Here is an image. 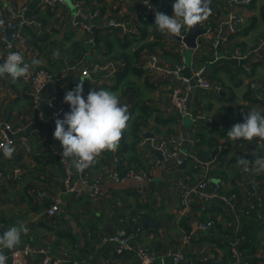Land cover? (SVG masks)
Listing matches in <instances>:
<instances>
[{
    "label": "crops",
    "instance_id": "0c3cea01",
    "mask_svg": "<svg viewBox=\"0 0 264 264\" xmlns=\"http://www.w3.org/2000/svg\"><path fill=\"white\" fill-rule=\"evenodd\" d=\"M70 1L73 7L79 1L85 15L99 11L94 21L89 20L92 26L104 28L114 21L122 27L104 30L100 43L91 46L93 33L83 23H76V14L67 3L52 10L41 0H0L4 21L0 25V63L9 54L5 47L7 31L17 22L15 13L26 8L27 23L14 41V52L21 54L26 63L31 64L34 58L40 61L30 71L44 69L63 75L62 82L47 99L43 95L48 89L41 94L37 107L29 95L32 88L28 78H20L15 84L8 78H0V141L1 130L6 126L17 140L11 159L4 158L0 151V167L5 171L0 179V234L12 226L26 227L28 232L22 234L15 249L26 245L50 247L53 255L68 256L69 262L65 264H101L106 258L112 264H140L134 256L118 257L113 252L114 246L102 245L99 237L115 233L121 219L125 220L123 226L130 234L137 225L128 224L129 219H147L160 226L142 231L139 243L169 254L164 262L158 260L156 264H172L171 255L180 251L189 255L190 264H233L236 248L246 263L264 264V173L247 174L237 167L238 157L254 162L263 154L264 141L259 138L232 141L227 137L233 125L244 122L247 111L255 108L264 115V0H254L250 7L233 5L229 0L216 1L201 27L217 33L222 28L226 42L215 48L211 33L206 32L197 40L198 48L193 51L174 35H162L153 25L157 11L174 16L176 0ZM148 13L150 18L145 20L143 17ZM187 32L188 29L182 28V35ZM125 38L133 41L127 50L122 45ZM140 45H150L152 51L146 49L137 54ZM219 49L223 52L222 60L217 58ZM237 50L249 55L244 64L234 58ZM56 51L58 57L53 56ZM154 54L168 65L183 61L184 77H190L187 56L190 64L208 70L206 78L217 88L194 87L188 97V108L200 118L197 123L189 120L191 125L187 126L170 104L172 79L146 72ZM97 55L102 61L97 60ZM95 65L103 66L104 70L92 72V80L81 76L83 69L91 71ZM74 66L77 70H73ZM249 66L252 69L247 71ZM80 79L84 80L85 100L90 90L103 89L115 94L128 110L145 109L148 117L141 120L146 124L135 147L137 161L131 166L151 172L152 181L147 182L150 186L142 187L134 180L117 183L108 178L117 158L127 162L133 158V153H121L120 141L116 151L103 152L91 167L76 175V180H80L85 174L84 180L89 185L81 189L79 199L64 191L63 167L53 154V150L63 149L54 139L56 122L50 118L47 103L57 94V103L69 112L65 94ZM39 113L44 121H40ZM215 123L218 125L214 126ZM146 134L156 139L181 134L188 154L184 165H177L175 158L160 162L147 148ZM132 142L129 137L128 143ZM116 168L122 169L121 165ZM208 174L222 183L223 190L215 193L208 186L205 193L210 202L205 211H200L194 186ZM187 175L192 177L194 191L183 204L179 182ZM254 175L260 183L258 188H250ZM94 186L102 195L94 192ZM41 192L47 193V199L38 196ZM224 194H237L236 204L225 203ZM56 200L61 201V211L56 222L50 224L47 211ZM209 221H213L214 227L200 231L198 225ZM191 231L196 232V238L188 239ZM13 250L5 249L4 254ZM27 264H41L39 256L33 255Z\"/></svg>",
    "mask_w": 264,
    "mask_h": 264
},
{
    "label": "built area",
    "instance_id": "2783aa9c",
    "mask_svg": "<svg viewBox=\"0 0 264 264\" xmlns=\"http://www.w3.org/2000/svg\"><path fill=\"white\" fill-rule=\"evenodd\" d=\"M47 7H50L52 10H55L60 5H65V0H41ZM233 5H243L244 7H250L254 0H229ZM75 7L77 9V15L83 17L85 19H89L90 21H94L99 14L97 12H89L87 15L82 10L79 1L74 2ZM152 3V2H150ZM25 12L26 8L20 9L18 12L15 13V19L18 23L17 30L13 33L12 38L10 41H7L5 47L9 53L14 52V41L18 39L21 35L22 29L26 26L27 20L25 19ZM145 20L150 18V13L146 14L143 17ZM234 17H231V20H234ZM0 20L1 15H0ZM230 20V21H231ZM240 23L244 22L243 20H239ZM77 23V22H76ZM78 24V23H77ZM94 26V25H93ZM122 27L121 24L115 23L114 21L109 22L104 26V29L110 28H120ZM208 33H211L212 39L211 43L213 47L219 48L222 44L226 42V38L222 35V28H220L217 32H212L211 29L207 30ZM42 34V31L39 30V35ZM179 36L184 37V35L180 34ZM237 60H247L249 58L248 54H243L240 50H237L236 55L234 57ZM77 66L73 67V70H77ZM185 69V63L175 64V65H168L161 62V58L159 55L154 54L150 57V62L146 66V72L150 74H163L165 77L171 78L173 81L172 89L169 93V102L172 105L173 109L178 113L180 117L188 118L193 123H197L199 121V117L195 116L192 111L188 108V97L191 90L196 88H201L204 90H212L217 87L212 85L210 81L207 80L206 76L204 75V68H198L195 64L191 62L189 69H190V77H184L182 75V71ZM252 66L247 68V71H250ZM104 70V67L101 65H95L91 71L88 69H83L81 71V76L84 78L92 80L93 74L92 72H101ZM31 82L32 91L29 93L31 98L33 99V104L37 107L41 100V94L45 92L50 86L57 87L58 84L62 82V77L52 74L47 70H39V71H30L29 75L26 77ZM58 95L55 94L51 96L48 100V109L50 110V118L54 122L56 119H63L64 114L68 113V109L57 103ZM40 121H44V117L41 113L38 114ZM34 123V122H33ZM1 141L0 145L4 144H11L13 147L17 145V140L13 136V131L6 126L5 129L1 130ZM26 142V139L23 140ZM149 141V140H148ZM150 143L153 147L159 151H161L164 160L167 159H177V165L183 166L184 160L187 157V153H185L183 148L184 139L181 134L171 135L169 137H161L156 139L155 136L153 139L150 140ZM60 152H53V154L60 159V163L65 170L66 175L68 176L66 182V191L72 195H74L75 199H79L82 195L83 190H77L76 187L79 184L78 182L82 181L76 180V175L78 176V172L73 167L71 159L63 160ZM260 158H264V153L259 155ZM122 167L121 170H117L116 167ZM115 168L108 174V178L117 182V183H126L128 181L134 180L137 182H150L152 181V174L149 171L140 169L137 166H128L127 161L123 158L119 157L115 160L113 167ZM244 173L250 174V172ZM2 175L0 174V179ZM192 177L187 175L183 180L179 182L180 188L182 190V203L186 204L188 202L189 194H191L194 190H192ZM83 185L88 187L89 185L86 183L85 180L82 181ZM252 187L258 188L259 187V180L254 175L252 176ZM211 186L213 187L215 193H221L223 190V185L219 181H215V179L210 175H206L202 180L196 182L194 189L196 190V194L200 200L199 209L200 211H205L207 205L210 202V197L205 193V189ZM94 192L97 194L102 195V193L94 186ZM2 191V185L0 184V193ZM38 196L42 199H47V193L41 192ZM223 200L227 204L235 205L238 196L237 194L232 195H223ZM262 202V198L259 199ZM61 211V201L56 200L55 204L51 205L47 211V219L50 224H54L58 218V214ZM120 228L111 235L101 236L99 237V241L102 245H112L114 246L115 254L118 257L123 256H134L135 258L139 259L140 264H156L158 260H162L164 262L165 257L169 254H164L158 250L152 249L149 246L143 245L139 243L141 239L143 229H139L138 227L141 225V221L138 218L128 220V224L137 225L134 233L130 234L128 229L123 226L125 220L121 219ZM139 224V225H138ZM1 226H4L3 224ZM200 231H208L214 227L213 221H209L206 223H200L199 225ZM196 232L191 231L188 239L196 238ZM89 240H92V236H89ZM4 251V250H3ZM39 256V260L41 264H65L69 262V258L67 255H53V252L50 247L45 248H38L33 247L32 245H26L25 247L17 248L13 250V252L7 256V261H10L11 264H27V261L33 256ZM234 263L233 264H249L243 261L241 254H239L238 249H234L233 251ZM192 259L187 255L186 252L180 251L171 255V263L172 264H190ZM101 264H112L110 259H105Z\"/></svg>",
    "mask_w": 264,
    "mask_h": 264
},
{
    "label": "clouds",
    "instance_id": "9594fccd",
    "mask_svg": "<svg viewBox=\"0 0 264 264\" xmlns=\"http://www.w3.org/2000/svg\"><path fill=\"white\" fill-rule=\"evenodd\" d=\"M209 0H176L173 4L174 16L161 12L155 13V26L162 35L179 36L182 28L192 29L208 18L211 9ZM4 23L0 20V25ZM54 57L59 52L53 53ZM40 63L33 59L26 63L21 54L9 53L0 63V78H8L13 84L20 78H26L30 68ZM84 80L65 94L64 102L70 105V111L63 119H56L54 139L62 146L63 160L71 159L78 173L91 167L96 158L105 151L119 148L123 132L127 128L130 115L126 105H121L118 97L106 90H90L87 100L84 98ZM232 141H264V115L255 108L247 111L243 123H237L227 132ZM4 158L11 159L16 151L10 143L0 145ZM237 167L256 175L264 173V158L257 157L254 162L238 157ZM26 227L12 226L0 234V264H6L8 257L5 249L13 250L21 243Z\"/></svg>",
    "mask_w": 264,
    "mask_h": 264
},
{
    "label": "water",
    "instance_id": "95a60500",
    "mask_svg": "<svg viewBox=\"0 0 264 264\" xmlns=\"http://www.w3.org/2000/svg\"><path fill=\"white\" fill-rule=\"evenodd\" d=\"M216 1H223V0H209V8L212 9V6L213 4L216 2ZM65 2L72 8V10L74 11V15L76 14L75 16V21L77 23H83L84 25H86L89 30L93 33V36H94V41H93V44L91 46H95V45H98L101 41L100 39V34L104 31V30H108V29H104V28H100V27H97V26H92L91 23L89 22V19H83V17L77 15V13H75V10L74 8L76 9V7H73V4L71 3L70 0H65ZM18 26V23L15 22L13 23L9 28H8V31H7V39L8 41L11 40L12 38V34L14 33V31L16 30ZM206 30L204 28L201 27V23L197 26H195L194 28L192 29H188V32H187V35H185L184 37H181V36H175V38L184 43L186 45V47L190 50V51H193L195 49L198 48V44H197V40L206 35ZM217 58L218 60H222L223 59V52L219 49L218 50V53H217ZM246 61L245 60H242L240 62V64H244ZM186 66L189 67L190 66V62L188 63V60H187V63H186ZM208 73V70L205 69L204 71V75L206 76ZM54 91V87L53 86H50L48 88V91L46 93H44L43 95V99H47L48 95ZM185 120V124L187 126H190L191 125V122L189 121L190 119H188L187 117L184 118ZM218 125V123H215L214 126ZM146 137L147 139L149 140L148 144H147V148L151 151V153H153L154 155H156L159 159L160 162H164V158H163V155L161 153V151L155 149L153 147V145L150 143V140L154 138V135H147L146 134ZM59 158H57V161H58ZM59 163V161H58ZM62 173H63V179H62V187L64 189V191H66V182H67V179H68V176L66 175L65 173V170L64 168L61 169ZM0 174L3 175L5 174V171L3 169H1L0 167ZM85 179V174H83L82 176V181ZM82 181L77 185L76 189L77 190H80V189H83L85 188V186L83 185ZM137 184H139L140 186L142 187H148L150 186L149 183L147 182H137L135 181ZM247 182H249V179H247ZM128 183V182H127ZM250 188H252V185H250ZM160 226L159 223H156V222H150L148 221L147 219H143L141 221V225L138 227L139 229H143V230H147V229H150V227L152 228H158ZM2 231V230H1ZM11 254L10 253H7L5 251V255L6 256H9Z\"/></svg>",
    "mask_w": 264,
    "mask_h": 264
},
{
    "label": "trees",
    "instance_id": "16d2710c",
    "mask_svg": "<svg viewBox=\"0 0 264 264\" xmlns=\"http://www.w3.org/2000/svg\"><path fill=\"white\" fill-rule=\"evenodd\" d=\"M153 25H155V23H153ZM133 44V41L131 40H127L126 38L124 39V41H122V45H123V49H128L131 45ZM151 50V46L150 45H140L137 54H141L144 50ZM136 55V57H138V55ZM124 77V76H123ZM145 110V109H144ZM143 109H139V111L134 110V109H130L129 110V115H130V119L127 125V128L125 129V131L123 132L122 135V143H123V150L121 151V153H133V158L129 159V161L127 162L128 166H131L133 163H135L137 161V156L135 153V147L137 146V144L139 143V138L141 137V133L144 129L145 126V121H141L142 118H144V116L146 117L145 119H147L148 116H146L145 112ZM144 119V120H145ZM131 137L132 139V143L129 144L128 143V138Z\"/></svg>",
    "mask_w": 264,
    "mask_h": 264
},
{
    "label": "rangeland",
    "instance_id": "374dc122",
    "mask_svg": "<svg viewBox=\"0 0 264 264\" xmlns=\"http://www.w3.org/2000/svg\"><path fill=\"white\" fill-rule=\"evenodd\" d=\"M96 57H98L97 60L102 61L101 58L98 55ZM187 60H188V63H189L190 62V56H187ZM111 71H113V70H111ZM51 144H53V142H51ZM54 151L56 152V150H53V152Z\"/></svg>",
    "mask_w": 264,
    "mask_h": 264
}]
</instances>
